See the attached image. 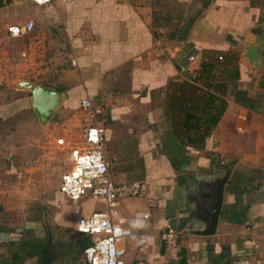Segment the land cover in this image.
Returning <instances> with one entry per match:
<instances>
[{
  "label": "crops",
  "instance_id": "obj_1",
  "mask_svg": "<svg viewBox=\"0 0 264 264\" xmlns=\"http://www.w3.org/2000/svg\"><path fill=\"white\" fill-rule=\"evenodd\" d=\"M172 1L183 13L177 27H157L154 37L152 21L158 16L152 8L154 0H60L46 4L0 0V73L16 70L18 43L19 56L25 53L26 73L32 77L55 66V88L43 85L59 93L55 110L64 103H75L80 109L81 100L92 104L103 96L104 109H93L92 105L95 116L100 114L110 124L123 126L105 128L114 135L113 145L107 144L113 149L112 160L117 161L112 163L114 180L123 183L133 169L151 182L156 196L146 192L157 204L150 209L149 220L141 221L147 231L160 235L164 228L178 226L186 239L181 242L183 249L175 253L179 260L183 256L185 264H264V0ZM200 3L184 41L174 44L178 30ZM18 9L22 10L19 22ZM26 20L33 22L31 32L17 38L7 35V26ZM173 30L174 39L169 40L167 34ZM249 49L255 50L253 63L244 57ZM50 55L53 64L49 66ZM188 57L194 59L191 64ZM209 59L237 68V90L246 93L253 108L247 110L229 98L202 151L187 148L189 162L175 172L158 151L161 135L169 128L163 91L169 81L180 82L186 75H194L200 61ZM39 65L46 66L39 69ZM181 65H186L187 73H179ZM25 91L15 88L12 102L0 100V120L18 113V103L27 105L34 119L30 123L32 134L18 124L15 134L11 130L8 135L0 132V152L6 160L20 155L19 151L35 153L42 140L40 134L35 135L41 128ZM77 109L76 116L85 112L80 109L77 113ZM72 117L66 114L64 123ZM83 121L82 128L92 122L87 113ZM11 136L15 141L9 145L7 138ZM213 153L219 156L217 168L210 164ZM223 178L226 182L213 234L200 235L209 229L208 213ZM131 181L141 180H125ZM138 204L125 201L116 210V219L129 232L128 226L138 219L135 216L140 217ZM121 215H131L128 225ZM142 239L140 234L132 240L131 249L123 247L128 261L137 259ZM157 247V253L164 257L161 239ZM54 262L52 257L47 264Z\"/></svg>",
  "mask_w": 264,
  "mask_h": 264
},
{
  "label": "rangeland",
  "instance_id": "obj_2",
  "mask_svg": "<svg viewBox=\"0 0 264 264\" xmlns=\"http://www.w3.org/2000/svg\"><path fill=\"white\" fill-rule=\"evenodd\" d=\"M159 1L160 5L154 8V12H158L162 17L168 16L170 25L177 24L183 13L179 12L172 0ZM21 13L22 10L18 9L17 22L22 17ZM164 23L167 22L164 21ZM20 51L19 44L17 43L16 70L10 73H0V100L6 103L12 102L13 93L11 92L21 86L19 84L21 80L29 82L32 86L34 84L48 85L54 88L56 86L55 78L57 71H54L56 70L55 66L46 71V74H42L39 71L32 77L31 74L26 73L28 71L26 69L27 64L24 58L19 56ZM52 58L51 55L47 56L49 60ZM51 64H53L52 60L46 65L50 66ZM46 65H39V69L44 68ZM25 90L27 91L24 93L29 95L30 89ZM102 98L103 96L98 100L92 101L93 109H104V100ZM71 102L74 103L73 101ZM74 104L70 103L66 105L64 103L61 105L63 108L54 109L56 112L54 113V118L51 117L43 124L39 123L41 130H38L37 133L35 131V135L40 134L42 140L39 141L41 145L37 144L38 146L35 147V153L31 151L33 155L30 152L19 151L20 155H14L11 159L6 160L2 156L3 153L0 152V229H2L0 230V264H39L35 258H27L25 256V253L21 250V245L23 242L34 243L39 240L45 241L47 232L56 241L50 244L51 246L48 250L56 261L54 264H81L82 251L79 246V240L83 236H78L75 233V222L82 215H89L94 211L103 210V205L96 197L85 196L77 201H70L60 193V175L70 165L68 160L69 145L67 146L66 144L78 145L83 134L82 130H84L82 124L86 113H78L81 110L77 109ZM17 108L18 113L13 114L11 118L8 115H4L5 119L0 120V132L4 134V131H6L8 135L11 130L12 134H15L14 129H16L18 124L21 130L25 132L28 130L29 132L26 133L32 134L30 123L32 124L34 119L30 118L31 110L27 108V105H22L21 103H18ZM66 114L73 117L69 123L65 124L63 117ZM94 119L103 129V139L105 138V144L103 145L106 147L104 148L105 158L108 162L109 174L115 182L114 173L112 174L111 172L112 163L117 161L112 160L113 149H108V145H113L114 135L110 129L105 128L123 126L119 125L118 122L110 124L105 116L103 117L100 114L94 116ZM54 120L56 124H54ZM163 135H161L160 140L163 138ZM58 138L63 140L62 144L56 143V139ZM14 141L13 136L7 138L9 145H12ZM28 146L31 147V145ZM128 173L124 182L126 179L141 180V182H144L148 194L156 196L151 190V182L147 181L144 175H137L133 169H129ZM182 174L179 173L178 176ZM184 176L182 175V178ZM126 202L129 204L138 203L135 200H127ZM138 206L137 210L141 212L144 206H141V203ZM121 216L128 225L131 221V215L128 217L125 215ZM135 217L138 219L128 226L132 235L123 241V247H129L128 250L131 249L132 240L141 234L143 239L139 244L142 247L140 248L141 251L135 254L137 255V259L143 261L144 264H160L159 260H161V264H177L179 254L176 256L175 253L183 249L181 242L186 240L185 237L180 235L181 237L178 239L176 248L168 254L163 252L164 257L161 258L157 253L160 248L157 247L161 239L160 233L152 230L147 231L146 225L141 221L140 217L137 215ZM181 226L183 227L184 224H181ZM176 227L178 226L173 224L172 228L178 231L179 229ZM13 255H18L23 259L21 262H14L12 261ZM130 255H132L131 251Z\"/></svg>",
  "mask_w": 264,
  "mask_h": 264
},
{
  "label": "built area",
  "instance_id": "obj_3",
  "mask_svg": "<svg viewBox=\"0 0 264 264\" xmlns=\"http://www.w3.org/2000/svg\"><path fill=\"white\" fill-rule=\"evenodd\" d=\"M36 4H46L60 0H32ZM33 29V22L7 26L10 38L28 34ZM25 57V53H20ZM220 60V57L217 58ZM193 58L188 57L191 64ZM180 74L188 72L186 65L178 68ZM81 110L88 114L91 124L84 128L78 145L66 144L68 147L69 168L60 175V193L70 201H77L85 196L96 197L103 205V210L77 218L74 230L78 235L87 237L90 245L83 250V264H144L140 259L127 260L123 241L129 238L130 232L116 219V210L120 203L135 200L144 205L140 212L142 221L149 220V211L156 207V200L146 192L144 182H113L109 174L108 162L104 151V133L102 127L94 121L95 112L91 101L83 99L79 102ZM56 124V122H54ZM62 144L61 138L56 139ZM161 247L164 253L172 252L180 237L179 231L166 227L161 232Z\"/></svg>",
  "mask_w": 264,
  "mask_h": 264
},
{
  "label": "trees",
  "instance_id": "obj_4",
  "mask_svg": "<svg viewBox=\"0 0 264 264\" xmlns=\"http://www.w3.org/2000/svg\"><path fill=\"white\" fill-rule=\"evenodd\" d=\"M159 5V0L152 2V8ZM156 14H158L157 18L153 16L152 21L154 37L156 36L154 29L166 26L170 21L168 16L162 17L158 12ZM175 32L176 30H173L168 33L167 38L174 39ZM237 80L238 70L234 65L209 59L200 61L194 75H186L180 82L167 83L163 91V108L169 128L160 140L159 153L166 157L169 166L175 172L189 162L185 154L187 148L197 152L202 151L205 140L218 124L229 98H232L236 105L247 110L253 108V101L246 97V93L237 90ZM262 85L260 82V86ZM80 240L79 246L83 251L90 245V240L85 236ZM45 243L46 241L43 240L34 243L23 242L21 250L27 258H35L38 263L40 251ZM12 258L14 262H21L23 259L18 255H13ZM179 263L185 264L183 256Z\"/></svg>",
  "mask_w": 264,
  "mask_h": 264
},
{
  "label": "water",
  "instance_id": "obj_5",
  "mask_svg": "<svg viewBox=\"0 0 264 264\" xmlns=\"http://www.w3.org/2000/svg\"><path fill=\"white\" fill-rule=\"evenodd\" d=\"M202 1L204 2L205 0H199V2ZM202 4L198 6V8H193L192 14L187 17L186 21L183 23L181 28L177 32L176 39L174 40V44H179L184 41L186 34L189 30V27L191 26L192 22L194 19L198 16L200 7ZM255 50L249 49L247 53L244 55L245 59L247 60L248 63H253L255 62ZM21 86L19 88H25V89H30V103H31V108L33 112L36 114L38 118V122L40 124H43L44 122L48 121L51 118L53 110L58 106L59 104V93L55 89H51L39 84H30L27 81L21 80L19 82ZM210 164L217 168L219 167V156L217 154L212 155L210 158ZM226 182V178L221 179L217 186V190L215 193V197L212 202L211 209L208 213L209 217V229H207L205 232H200V235L206 236L213 234L214 231V226L216 224V218L219 212V208L221 205V199H222V189L223 186ZM46 244L40 251V259H39V264H47L48 261L50 260L51 257V252L49 253V248L50 244L55 243V239L51 236L49 232H47L46 236Z\"/></svg>",
  "mask_w": 264,
  "mask_h": 264
}]
</instances>
